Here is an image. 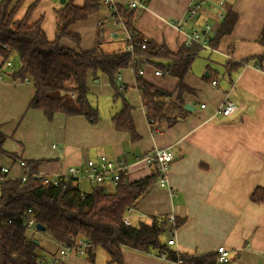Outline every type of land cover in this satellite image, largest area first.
<instances>
[{
    "label": "crops",
    "instance_id": "crops-1",
    "mask_svg": "<svg viewBox=\"0 0 264 264\" xmlns=\"http://www.w3.org/2000/svg\"><path fill=\"white\" fill-rule=\"evenodd\" d=\"M192 1L149 0L146 7L136 9L135 27L147 38L164 42L169 49L177 51L184 44L187 33L203 32L206 25L217 31L223 19L220 15L225 14L229 5L238 15L237 22L212 55H219L223 62L226 58L250 61L232 76L233 81L224 73L222 64V76L218 68L206 64L209 76L214 71L210 79L203 78L206 72L201 74L192 66V71L185 76V84L194 92L185 93L183 100L193 109L189 110L185 121L153 133L130 67L121 72L119 81L132 87L128 98L134 106L133 118L140 135L136 142L131 141L128 133L117 131L111 122L120 103L104 114L100 112L99 125H91L84 116L62 113L50 122L41 111L27 110L34 95L32 85L6 77L0 81V126L7 135L3 147L9 154H16V159L42 161L38 171L48 176L65 174L71 166L82 167L88 160L102 155L124 159L129 181L152 174L153 168L141 158L144 153L154 148L171 147L181 157L171 166L167 186L153 183L129 213L131 222L172 213L180 219L185 218L184 225L173 236L175 244L171 247L176 251L206 255L216 253L223 245L230 252L227 264H264V204L250 199L257 187L264 189V61L259 67L256 60L251 59L264 51L258 42L264 28V0H205L197 18L185 24ZM83 2L74 0L78 6ZM114 2L125 5L127 0ZM105 14L96 13L87 21L72 26L82 36L80 48L68 39H63L62 44L82 50L91 48L99 23L108 15ZM41 15L44 20V14L36 10L33 21ZM54 23L55 17L43 21L49 39L55 37ZM103 28L109 30L105 49H119L123 41L110 37L114 26L107 18ZM149 63L144 64V79L176 95L178 80L167 74L155 75L156 67ZM92 75L90 73V77ZM213 80L217 85L212 84ZM89 87L93 93L91 97H107L111 106L109 98L113 99V90L104 74L98 81L90 80ZM226 97L238 105L230 115L218 112ZM202 104L205 107H201ZM96 106L101 111L98 102ZM16 159L10 155L0 156L1 163L12 164L11 173L16 175L13 177L21 173ZM82 184L83 180L80 188ZM93 186L90 183L83 191L88 192ZM101 186L105 189L106 184ZM45 241L42 242L44 256L57 259V264H111L103 249L96 250L94 261L77 254L62 259L61 245L47 238ZM123 259L124 264H176L130 249H123Z\"/></svg>",
    "mask_w": 264,
    "mask_h": 264
},
{
    "label": "trees",
    "instance_id": "trees-1",
    "mask_svg": "<svg viewBox=\"0 0 264 264\" xmlns=\"http://www.w3.org/2000/svg\"><path fill=\"white\" fill-rule=\"evenodd\" d=\"M25 2L0 0V67L17 58L11 71L6 72V77L28 82L34 88L27 110L41 111L50 122L62 113L84 116L91 125H99L102 117L99 109L89 100L93 94L89 81H98L104 74L113 90V100L120 102L119 110L111 117L112 124L117 131L128 133L132 142L138 141L140 135L133 118L134 106L128 98L132 87L119 81L121 72L130 65L131 54L126 52V42L122 39L123 44L117 50L108 51L104 47L103 25L105 18L112 20L114 10L111 6H105L104 0H84L81 6L76 5L74 0L60 2L53 8L56 14L55 37L49 39L42 26V15L33 21L38 0L29 4L21 17L18 15ZM148 2L145 0V3ZM101 3L108 15L97 27L94 45L86 50L63 45V39H68L80 48L82 36L72 26L100 13ZM115 8L122 15L125 27L133 29L136 9L121 4H116ZM225 9L216 34L208 41L209 48L193 43L190 46L182 44L177 51H172L164 42L158 43L141 33L135 37V53L146 57L163 74L178 80L175 95L146 81L143 75L138 74L136 66V88L147 121L154 122L152 129L157 128L155 134L185 121L189 114L183 95L194 90L185 84V76L192 71L194 62L203 52H207L206 58L211 60L213 51L218 50L223 38L233 31L238 15L229 5ZM258 42L264 47V28ZM251 59L261 67L264 51ZM248 61L250 59L238 62L226 58L222 63L224 73L233 81L232 76ZM90 73H93L92 77ZM211 76L212 73L207 78L203 75V78L210 79ZM6 139L7 135L0 126V156L10 155L16 159V154H9L4 149ZM24 161L27 166L23 168L21 177L0 181V264H39L38 260H42V264H52L44 254L38 253L40 240L35 234L37 230L29 233L26 229L28 210H31L35 223L45 227L41 232L61 246L71 245L75 242L73 238L89 242L94 252L87 249L84 257L93 261L96 250L103 249L108 254L109 263L124 264L123 249H130L159 258L164 254L167 261H180V264H221L217 253L190 255L176 251L162 239L165 234L168 238L173 236L184 225L185 218L176 217L171 222L168 215H152L131 224L124 222V217L156 182L159 175L157 168H153L152 174L134 181H129L128 174H122L113 192H105L101 185L84 192L74 179L59 185L44 182L38 171L42 161ZM250 199L264 204V189L257 187Z\"/></svg>",
    "mask_w": 264,
    "mask_h": 264
},
{
    "label": "built area",
    "instance_id": "built-area-1",
    "mask_svg": "<svg viewBox=\"0 0 264 264\" xmlns=\"http://www.w3.org/2000/svg\"><path fill=\"white\" fill-rule=\"evenodd\" d=\"M205 0H193L190 4L188 10H187V19L185 21L186 23H189L192 20H195L197 18V15L199 13V10L201 9L203 3ZM117 3L114 2V0H104L105 6H111V8L114 10V13H112V24L116 27V29L112 30L110 32V37H112L114 40H124L126 42L125 50L126 52H129L131 54V62L129 67L132 68L134 75L136 76V66H137V72L140 75L144 74V64L148 62V59L144 56H139L135 53V37L140 33L136 27L129 30L125 27L123 22V17L117 12V9L115 8V5ZM220 4H223V1L220 2ZM125 7L131 8V9H137L141 6H147V3H145V0H127ZM220 18H224V15L221 14ZM181 25V24H180ZM205 31L199 32L194 31L192 33H187L186 38L184 39V44L187 46L192 45L193 43L200 44L204 47L209 48V38L213 35H215L216 31L214 29H211V25H206L204 28ZM142 47H145V44L142 43ZM149 63V62H148ZM150 64V63H149ZM13 67V62L8 60L4 67H0V81L5 80L6 78V72L11 71ZM154 74L157 76L163 75V72L155 68ZM8 77V76H7ZM213 85H217V81H212ZM136 87H137V80H136ZM201 107H205V104H202ZM238 108V105L232 101L229 98H224L223 103L219 106L218 112L223 115H230L233 112H235ZM149 123V122H148ZM152 127L154 122L149 123ZM153 133L157 131V128L152 129ZM181 154L177 153L173 148L171 147H163V148H154L142 155V160L145 162L146 165L157 168L159 171L158 178L156 180V183L161 186L165 187L168 184V176L169 172L171 170V166L175 159L180 158ZM26 162L24 160H21L19 163V167L25 168ZM128 173V165L124 159H118V158H108L104 155L100 156L96 160H88L86 164H84L82 167L78 166H71L68 169V172L65 174H56L55 176H48L41 174V179L44 182H52L55 185L59 184H67V181L69 179H74L80 183L81 180L87 179L91 184L94 186L101 185L104 183H112L113 185H118V182L121 179L122 174ZM20 174L18 177H21ZM13 177L10 176V169L9 166L3 164L0 162V181L4 180L5 178ZM23 180H25V177L23 176ZM130 210L129 212H131ZM29 218L25 223L26 229L29 233H32L36 230V223L34 219L31 216V210H28ZM176 216L174 214H169L168 219L169 221L173 222L175 221ZM124 222L126 224H131V220L129 218V214L124 217ZM174 236V235H173ZM171 236L168 239V244L170 246L175 244L174 237ZM74 243L71 245H62L59 249L60 257H66L71 254H77L79 256H86L87 249H91V252H94V247L84 239H74ZM216 253L218 254V261L221 264H227L230 261V252L225 246H219L217 248ZM162 259H165V255L163 254ZM58 260L53 259L51 260L52 264H57ZM39 264H42V260H38ZM176 263V262H175ZM176 264H180L177 262Z\"/></svg>",
    "mask_w": 264,
    "mask_h": 264
},
{
    "label": "rangeland",
    "instance_id": "rangeland-1",
    "mask_svg": "<svg viewBox=\"0 0 264 264\" xmlns=\"http://www.w3.org/2000/svg\"><path fill=\"white\" fill-rule=\"evenodd\" d=\"M35 0H26V2H25V4H24V6L21 8V10L19 11V16L21 17L23 14H24V12H25V10H26V8H27V6L29 5V4H31L32 2H34ZM60 4V0H38V3H37V12H39V13H42V14H44V16H45V18H44V20L46 19V21L47 20H49V18H54L55 16H56V14L54 13V10H53V8L54 7H56V6H58ZM100 10H101V12H100V14L101 13H105L106 12V14L108 13L107 11H106V9L104 8V5L101 3V6H100ZM99 10V11H100ZM105 14V15H106ZM53 15H54V17H53ZM43 20V21H44ZM43 21H42V25H43ZM54 21V20H53ZM79 22H77V24H78ZM109 23H111L112 24V21H109ZM76 24V25H77ZM113 25V24H112ZM75 26V25H74ZM114 26V25H113ZM54 28H55V23H54ZM114 29H116V27L114 26ZM109 30L108 29H105L104 30V37H105V39L107 38V36H109V32H108ZM72 43H73V41H72ZM106 50H108L107 48H106ZM206 56H207V52H203L202 53V56L201 57H199L195 62H194V64H193V69L194 70H197L199 73H201V74H203V73H205L206 72V64H211V66H213L214 68H218L219 69V72L218 73H220V75L219 76H222L223 75V68L221 67L222 65V62H223V58L222 57H220L219 55H217V54H211V57H212V59L211 60H209L208 58H206ZM205 57V58H204ZM11 61L13 62V63H16V61H17V58H13V59H11ZM211 73L212 74H214V71H211ZM217 73V74H218ZM10 78H12L11 76H9ZM12 80H14V79H12ZM15 82V81H14ZM19 82H22V81H19ZM14 98L15 99H17L18 98V96H14ZM89 100L94 104L93 106L94 107H97L96 105H97V102H98V105H101L100 107L102 108L101 109V113H102V111H103V114L105 113V111H108V110H110L111 109V107H113V108H115L117 105H119L118 103H120L119 101L117 102V103H114L113 102V99H111V98H109V101L110 102H112V103H110L111 104V106L108 104V100H107V97L105 98V97H97V96H95V97H89ZM104 103H106V106H105V104ZM102 114V115H103ZM14 133V132H13ZM19 160V159H18ZM20 161L21 160H19V161H16L17 163H18V165H19V163H20ZM5 165H7V164H5ZM8 166V165H7ZM12 164L9 166V169H10V176H16L15 174H13V173H11V169H12ZM22 168L20 167V169H19V173L21 172L22 173V170H21ZM20 173V174H21ZM13 178H16V177H13ZM18 178V177H17ZM82 181V180H81ZM104 184H106V186H105V192H113L114 191V189H115V185H113L112 183H104ZM90 186V182L87 180V179H83V184H82V190H84L85 188H87V187H89ZM35 234H36V237L40 240V247H39V249H38V253L39 254H41V255H43V254H45L46 252H45V250H44V247L42 246V242L44 241L45 243H46V241H45V239L47 238L48 240H51L52 241V239L51 238H49V237H47V235H45L44 233H42L41 231H36L35 232ZM168 237H167V234H165V235H163V237H162V239L163 240H165V239H167ZM53 242V241H52Z\"/></svg>",
    "mask_w": 264,
    "mask_h": 264
},
{
    "label": "water",
    "instance_id": "water-1",
    "mask_svg": "<svg viewBox=\"0 0 264 264\" xmlns=\"http://www.w3.org/2000/svg\"><path fill=\"white\" fill-rule=\"evenodd\" d=\"M60 2L63 4V3L65 2V0H60ZM205 76H209V73L206 72V73H205ZM185 108H186L187 110H191V109H193V108H191L190 104H186V105H185ZM44 229H45V227H44L43 225H36V230H37V231H43ZM36 242H37V240H36ZM14 257H17V256H14Z\"/></svg>",
    "mask_w": 264,
    "mask_h": 264
}]
</instances>
